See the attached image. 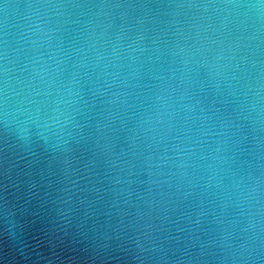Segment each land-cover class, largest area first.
<instances>
[{"label":"water","instance_id":"water-1","mask_svg":"<svg viewBox=\"0 0 264 264\" xmlns=\"http://www.w3.org/2000/svg\"><path fill=\"white\" fill-rule=\"evenodd\" d=\"M0 264H264V0H0Z\"/></svg>","mask_w":264,"mask_h":264}]
</instances>
